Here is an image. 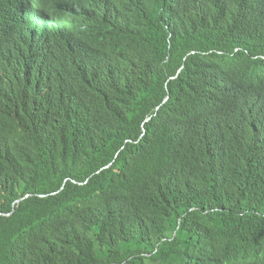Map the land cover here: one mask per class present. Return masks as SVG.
Here are the masks:
<instances>
[{
	"label": "trees",
	"instance_id": "1",
	"mask_svg": "<svg viewBox=\"0 0 264 264\" xmlns=\"http://www.w3.org/2000/svg\"><path fill=\"white\" fill-rule=\"evenodd\" d=\"M141 3L109 72L27 51L45 124L1 122L0 264H264V0Z\"/></svg>",
	"mask_w": 264,
	"mask_h": 264
},
{
	"label": "clouds",
	"instance_id": "2",
	"mask_svg": "<svg viewBox=\"0 0 264 264\" xmlns=\"http://www.w3.org/2000/svg\"><path fill=\"white\" fill-rule=\"evenodd\" d=\"M141 1L50 0L38 6V0H28L21 14L22 28L12 31L17 49L8 55L9 60L6 55H0V127L8 118L26 116L45 124V118L36 112H22L25 90L41 94L27 51L40 60L52 56L70 70L109 72L111 67H107L113 59L121 51L128 53L123 48L128 32H138L142 23ZM37 24L42 27L34 26ZM60 96L71 100L69 87ZM9 127L21 133V129Z\"/></svg>",
	"mask_w": 264,
	"mask_h": 264
},
{
	"label": "bare ground",
	"instance_id": "3",
	"mask_svg": "<svg viewBox=\"0 0 264 264\" xmlns=\"http://www.w3.org/2000/svg\"><path fill=\"white\" fill-rule=\"evenodd\" d=\"M33 1H36V0H33ZM36 13V12H35Z\"/></svg>",
	"mask_w": 264,
	"mask_h": 264
}]
</instances>
